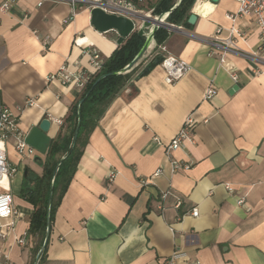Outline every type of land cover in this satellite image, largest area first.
<instances>
[{
	"label": "crops",
	"instance_id": "crops-1",
	"mask_svg": "<svg viewBox=\"0 0 264 264\" xmlns=\"http://www.w3.org/2000/svg\"><path fill=\"white\" fill-rule=\"evenodd\" d=\"M39 1L14 0L1 17L0 95L19 113L27 136L44 119L50 120L47 135L52 143L71 133L67 119L80 93L50 76L65 64L73 71H91L88 52L97 50L103 59L110 58L119 36L116 31L98 32L86 7L69 20L67 2L45 0L38 7ZM207 4L209 12L203 15ZM237 10L236 0H197L191 11L198 18L194 25L164 26L168 36L159 45L188 62L191 71L167 84L160 63L124 86L86 136L77 170L56 209L43 259H38L42 238L31 234L25 248L17 246L14 237L0 242L3 263L165 264L181 250L190 263L264 264V73L254 75L250 63L233 54L229 59L239 69V82L234 83L218 56L210 54V38L218 29L228 34L233 26L228 15ZM241 23H249V35L239 40V47L258 49L253 21ZM141 26L136 21L135 31ZM156 56L165 54L149 50L137 73ZM210 87L216 94L207 101ZM30 98L36 105L24 108ZM191 114L199 122L194 142L186 140L173 153L191 168L172 173L164 146ZM205 119L209 122L203 123ZM38 157L42 164L36 162ZM45 158L38 152L20 163L11 148L10 162L21 167L23 187L26 169L43 175ZM159 170L162 173L152 178ZM112 171L117 175L109 182ZM241 198L245 206L237 204ZM13 203L19 212L14 235H21L30 229L34 206L22 197V189L13 195ZM194 208L198 217L191 215Z\"/></svg>",
	"mask_w": 264,
	"mask_h": 264
},
{
	"label": "built area",
	"instance_id": "built-area-1",
	"mask_svg": "<svg viewBox=\"0 0 264 264\" xmlns=\"http://www.w3.org/2000/svg\"><path fill=\"white\" fill-rule=\"evenodd\" d=\"M14 0H0V23L1 17L7 14L12 8ZM45 0L38 2V7L42 6ZM142 0H140L141 2ZM238 3V10L234 14L228 15V19L233 23L226 36H223L222 30L218 29L214 36L210 38V54L217 55L219 58L220 67L230 75L234 83L239 82V69L229 59L230 55L236 54L246 59L250 63L251 71L254 75L264 73V0H236ZM53 3L67 2L71 6V14L69 20L73 19L80 12L82 7L92 10L95 6L100 7L106 13L123 16L133 20L136 15H151V12H144L139 10L129 0H52ZM241 20H252L254 26L259 33V46L254 51H245L238 45L239 40L245 41L249 35V23H241ZM134 21V20H133ZM136 22V21H135ZM134 22V23H135ZM143 27H140V29ZM150 30V27L145 28V32ZM152 31V29H151ZM150 31V32H151ZM146 34V33H145ZM148 37V35H146ZM49 39L44 42V50L49 47ZM159 50L165 54L161 62V66L165 70V81L167 84H174L181 78L186 76L192 69L190 64L174 55H171L166 46L157 45L153 43L149 50ZM89 53L91 71H86L80 68L73 71L67 64L63 65L59 72L50 76V80H58L64 86L74 85L80 94L84 92L87 85L92 81V77L101 73L104 60L97 50H91ZM215 88L210 87L204 96V99L209 101L215 96ZM36 105V100L30 98L26 101L24 108L33 107ZM79 107V106H78ZM18 112H22V107H17ZM205 119L203 123H208ZM20 116L9 106H7L0 95V242H8L10 238L14 237V242L17 246L25 248L30 240L28 231L21 235H14L17 223L19 221V212L14 207L11 183L13 177L18 173V165L12 166L10 162L11 148L15 153L18 162L22 163L25 158L34 159L38 151L26 143L27 135L20 127ZM58 123H62L59 121ZM199 122L194 115H189L178 134L165 145V156L170 163L171 172L175 173L179 170H188L191 164H183L173 158V153L183 147L186 140L194 142V134ZM58 170V169H57ZM161 170L157 171L154 176H159ZM117 173L112 171L108 176V181L113 182ZM144 181L143 184L149 183L150 180ZM227 191H233L230 185H226ZM167 193L163 195L166 198ZM239 206H245V198L238 200ZM177 206H180L179 204ZM193 217L199 216L198 208H194L191 212ZM3 253L0 252V264H7L2 262ZM185 253L181 250H176L165 264H201L199 261L194 263L188 262Z\"/></svg>",
	"mask_w": 264,
	"mask_h": 264
},
{
	"label": "trees",
	"instance_id": "trees-1",
	"mask_svg": "<svg viewBox=\"0 0 264 264\" xmlns=\"http://www.w3.org/2000/svg\"><path fill=\"white\" fill-rule=\"evenodd\" d=\"M129 1L136 5L139 10L151 12L152 16H161L167 13L166 22L170 24L190 25L188 20L197 0ZM209 8L210 5L207 4L202 14L207 15ZM150 34L149 30L147 32L135 31L129 38L125 39L123 44L119 45L110 58L103 59L101 73L92 77V81L72 107L71 114L67 119L72 123L71 133L68 137L60 135L58 139L50 143L43 163V175L39 176L31 172L30 178L33 180L31 185L28 180H25L22 197L34 206L28 232L30 236L31 234L41 236V248L46 241L40 260L46 254L49 240V238L46 239L47 230L51 231L56 209L77 170L86 144V136L98 125L110 104L129 81L147 75L153 67L163 60V57L156 56L140 72L137 73L141 64L133 67L129 72H125L126 67L131 64L145 45L146 35L149 36ZM167 36V29L160 27L154 33L156 44L163 43ZM102 76L105 77L96 83ZM79 118L80 129L77 138L74 140ZM51 192L52 202L50 203Z\"/></svg>",
	"mask_w": 264,
	"mask_h": 264
},
{
	"label": "water",
	"instance_id": "water-1",
	"mask_svg": "<svg viewBox=\"0 0 264 264\" xmlns=\"http://www.w3.org/2000/svg\"><path fill=\"white\" fill-rule=\"evenodd\" d=\"M207 1V0H205ZM211 2H218L219 0H210ZM134 21L123 17L117 16L114 14L106 13L100 7L95 6L91 10V24L92 26L100 33H108L110 31H116L119 36L117 41L118 45L124 43L125 39L129 38L135 32V21H139L143 23V27L138 31H145V28L150 27L151 24L155 25V28L151 31V34L146 37V43L143 46L140 53L136 56V58L128 65L125 69V72H129L133 67L137 66L144 55L149 51L150 47L153 43H156L154 33L160 28L164 26L173 27L171 24L166 22L167 18H164V15L161 16H151V15H136L133 17ZM197 16L195 13H192L188 22L191 25H194L197 21ZM105 76L100 77L96 83L100 82ZM83 102V101H82ZM81 102V103H82ZM80 107V106H79ZM51 127V122L48 119H44L38 127H34L31 132L28 134L26 138V143L36 149L41 155H46L48 152V147L50 145L51 139L47 135L49 129ZM80 129V118L78 119V125L75 131L74 140L77 138ZM36 162L42 164V159L38 157ZM59 168V166H58ZM31 171L30 169H26L24 174V179L29 181L31 185L33 180L30 178ZM50 203L52 202V192L50 194ZM50 211V206H49ZM50 231L47 230L46 239L49 238ZM46 241L44 243L43 249L38 254V259L41 257V254L44 250Z\"/></svg>",
	"mask_w": 264,
	"mask_h": 264
},
{
	"label": "rangeland",
	"instance_id": "rangeland-1",
	"mask_svg": "<svg viewBox=\"0 0 264 264\" xmlns=\"http://www.w3.org/2000/svg\"><path fill=\"white\" fill-rule=\"evenodd\" d=\"M137 22H139V21H137ZM140 72V71H139ZM11 165L12 166H16L15 165V163H12L11 162ZM21 167L19 166L18 167V174L16 175V177L14 178V180H13V184H12V195H19L20 194V191H21V189L23 188V186H22V176H21V174H20V171H21V169H20Z\"/></svg>",
	"mask_w": 264,
	"mask_h": 264
},
{
	"label": "bare ground",
	"instance_id": "bare-ground-1",
	"mask_svg": "<svg viewBox=\"0 0 264 264\" xmlns=\"http://www.w3.org/2000/svg\"><path fill=\"white\" fill-rule=\"evenodd\" d=\"M164 18H167V13L166 14H164ZM152 27H154L155 28V25L154 24H151V26H150V30L149 31H151V29L153 30L154 28H152Z\"/></svg>",
	"mask_w": 264,
	"mask_h": 264
}]
</instances>
